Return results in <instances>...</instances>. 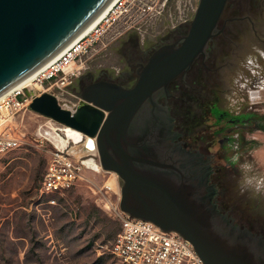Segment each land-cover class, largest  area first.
I'll list each match as a JSON object with an SVG mask.
<instances>
[{"label":"water","instance_id":"obj_1","mask_svg":"<svg viewBox=\"0 0 264 264\" xmlns=\"http://www.w3.org/2000/svg\"><path fill=\"white\" fill-rule=\"evenodd\" d=\"M110 1L0 0V96L59 54ZM228 1L198 0L187 34L155 50L130 88L98 81L80 92L74 112L52 94L25 92L32 111L81 132L87 139L80 151L94 152L101 170L117 175L122 213L176 233L203 264H264V236L218 209L209 169L182 150L170 108L158 101L205 54ZM261 20V39L237 42L231 67L248 57L262 62L264 11ZM225 74L236 112L245 100Z\"/></svg>","mask_w":264,"mask_h":264},{"label":"rangeland","instance_id":"obj_2","mask_svg":"<svg viewBox=\"0 0 264 264\" xmlns=\"http://www.w3.org/2000/svg\"><path fill=\"white\" fill-rule=\"evenodd\" d=\"M183 2L197 6L198 0ZM169 7L172 11L173 4ZM165 28V21L153 27L141 24L142 36L137 31H129L117 40L99 44L97 55L88 61L90 69L125 68L130 44L139 46L143 37L145 47L153 45ZM131 36L134 40H130ZM261 60L259 63L248 57L226 72V83L244 100L248 98L249 85V101L252 102L249 111L259 115L263 114L264 104L256 106L254 103L259 102L260 89H264V52H261ZM11 125L21 139V146L0 155V264H122L110 252L121 227L113 209L118 207L120 193L117 175L101 168L99 172L86 170L84 179L63 195L41 196L40 181L53 144L50 139L39 137L38 129L57 128L58 123L28 107L14 116ZM239 130L245 142L239 160L251 161L254 169L264 174V166L256 156L264 149V144L254 138L251 149L247 142L256 133L246 128ZM76 148L78 153L85 154L80 151V145ZM86 155L94 157L98 163L94 154ZM106 183L113 190L107 194L102 190ZM106 198L112 204L111 209L104 206ZM48 199H54L55 203L49 204Z\"/></svg>","mask_w":264,"mask_h":264},{"label":"flooded vegetation","instance_id":"obj_3","mask_svg":"<svg viewBox=\"0 0 264 264\" xmlns=\"http://www.w3.org/2000/svg\"><path fill=\"white\" fill-rule=\"evenodd\" d=\"M263 11L264 0H229L218 24L219 31L205 54L198 57L185 74L176 77L158 101L170 108L173 129L178 133L176 142L184 152L197 155L202 165L209 169V184L216 189L218 209L235 222L236 217L253 220L264 232V202L239 191V170L234 160H239L245 150L239 129L256 130L261 125L259 114L249 111L246 99L234 112L227 103L229 89L224 82V71L232 68L230 51L237 47V42L261 39ZM188 28V23L174 29L166 27L164 34L157 37L158 42L146 47L145 41L139 46L130 44L125 68L117 72L89 70L76 80L74 92L79 95L98 81L132 87L151 54L163 45L178 43ZM130 40H134L132 36Z\"/></svg>","mask_w":264,"mask_h":264},{"label":"built area","instance_id":"obj_4","mask_svg":"<svg viewBox=\"0 0 264 264\" xmlns=\"http://www.w3.org/2000/svg\"><path fill=\"white\" fill-rule=\"evenodd\" d=\"M195 9L196 6H189L183 0H113L88 30L38 69L25 85H17L0 97V155L21 146V139L13 132L11 122L15 115L30 106L32 99L26 95V90H35L38 95L52 94L63 109L74 112L80 98L73 86L80 75L91 70L88 61L97 55L99 44L117 40L129 31L141 34V24L153 27L165 21L166 27L174 29L189 23ZM112 69L118 71V68ZM260 90L262 94L264 89ZM247 97L250 108L249 85ZM254 104L261 105V102ZM64 128L58 124L57 128L38 129L39 137L50 139L53 144L40 181L41 196H61L84 179V171L99 172L86 163L87 160L96 163L94 157L77 155L79 142L67 140L62 144ZM102 190L105 194L113 191L108 183ZM47 202L54 204L55 200L48 199ZM104 206L112 208L107 198ZM113 209L121 227L111 243L110 252L122 264H203L191 244L176 233L164 232L151 222L131 218L118 207Z\"/></svg>","mask_w":264,"mask_h":264},{"label":"clouds","instance_id":"obj_5","mask_svg":"<svg viewBox=\"0 0 264 264\" xmlns=\"http://www.w3.org/2000/svg\"><path fill=\"white\" fill-rule=\"evenodd\" d=\"M239 170L238 189L241 193H249L254 197L264 195V174L257 172L248 160L234 158Z\"/></svg>","mask_w":264,"mask_h":264},{"label":"bare ground","instance_id":"obj_6","mask_svg":"<svg viewBox=\"0 0 264 264\" xmlns=\"http://www.w3.org/2000/svg\"><path fill=\"white\" fill-rule=\"evenodd\" d=\"M113 0H111L105 7H104V9L81 31V33H79V35L80 34H82L84 31H86V30H88L97 20H98V18L105 12V10L107 9V7L110 5V3L112 2ZM78 35V36H79ZM77 36V37H78ZM76 37V38H77ZM75 38V39H76ZM73 41V40H72ZM71 41V42H72ZM70 42V43H71ZM70 43L68 44V45H70ZM67 45V46H68ZM66 48V47H65ZM64 48V49H65ZM62 52V51H61ZM58 55V54H57ZM57 55H55V57L57 56ZM54 58V57H53ZM52 58V59H53ZM51 59V60H52ZM49 62V61H48ZM47 62V63H48ZM47 63H45L44 65H46ZM43 65V66H44ZM42 66V67H43ZM35 73V72H34ZM34 73H32V74H30V75H28L26 78H24L22 81H20L19 83H18V85L20 86V85H25L31 78H32V76L34 75ZM4 95V94H3ZM2 95V96H3ZM1 97V96H0ZM63 139H62V144H65L66 142H67V140H69V141H71V140H73V142H79V144H80V146L82 147V148H84V145H85V143H86V137H83V135L79 132V131H77V130H75V129H72V128H69V127H65L64 129H63ZM85 152V154L86 153H88V154H94L95 155V153L94 152H89V151H84ZM87 164H90L93 168H94V170H99L100 171V166L97 164V163H95L93 160H87V162H86Z\"/></svg>","mask_w":264,"mask_h":264},{"label":"crops","instance_id":"obj_7","mask_svg":"<svg viewBox=\"0 0 264 264\" xmlns=\"http://www.w3.org/2000/svg\"><path fill=\"white\" fill-rule=\"evenodd\" d=\"M258 99L261 102V105L264 104V92L261 94V97L258 96ZM259 122L261 123V125L256 130H252V133L253 132L256 133L255 136L251 138L250 142H248V144L251 146L250 147L251 149L254 147L253 142H251V141L255 142L254 138L260 139L264 144V110H263V114L259 115ZM256 156H257V161L264 166V149L258 152Z\"/></svg>","mask_w":264,"mask_h":264},{"label":"trees","instance_id":"obj_8","mask_svg":"<svg viewBox=\"0 0 264 264\" xmlns=\"http://www.w3.org/2000/svg\"><path fill=\"white\" fill-rule=\"evenodd\" d=\"M237 225L239 226H246L249 230L255 233H260L262 236H264L263 230L258 228L257 226L254 225L253 220H244L242 217H236V222Z\"/></svg>","mask_w":264,"mask_h":264}]
</instances>
